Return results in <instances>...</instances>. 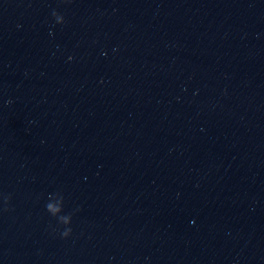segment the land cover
Segmentation results:
<instances>
[{"label":"water","instance_id":"1","mask_svg":"<svg viewBox=\"0 0 264 264\" xmlns=\"http://www.w3.org/2000/svg\"><path fill=\"white\" fill-rule=\"evenodd\" d=\"M0 264H264V0H0Z\"/></svg>","mask_w":264,"mask_h":264},{"label":"clouds","instance_id":"2","mask_svg":"<svg viewBox=\"0 0 264 264\" xmlns=\"http://www.w3.org/2000/svg\"><path fill=\"white\" fill-rule=\"evenodd\" d=\"M48 207H49V208H51V206H50V205H49ZM4 211H7V209H4Z\"/></svg>","mask_w":264,"mask_h":264}]
</instances>
